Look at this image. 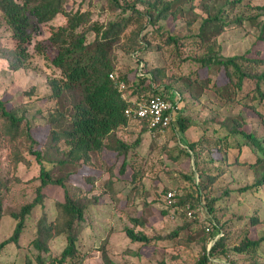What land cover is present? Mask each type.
I'll use <instances>...</instances> for the list:
<instances>
[{
    "label": "trees",
    "instance_id": "trees-1",
    "mask_svg": "<svg viewBox=\"0 0 264 264\" xmlns=\"http://www.w3.org/2000/svg\"><path fill=\"white\" fill-rule=\"evenodd\" d=\"M196 1L109 0V11L120 13L115 20L104 23L94 18L92 10H83L82 6L67 10L68 0H0V16L16 44L15 50L10 51H1L0 44V56L8 60L14 71L26 66L30 56L28 46L41 32L42 26L51 24L60 15L67 20L65 25L52 27L47 41L56 50L51 64L60 71V76L49 82L51 93L43 98L55 102L43 116L48 124V140L42 144L34 135L35 127L29 121L28 108L19 109L0 99V143L9 151L7 163L17 170L20 165L31 166L33 159L40 167L39 176L32 180L40 185L36 190L37 198L20 212L12 214L17 225L13 236L0 242V258L8 245H19L27 219L40 206L43 212L36 223L37 236L29 244L31 250L37 252L38 264H83L81 234L90 203L100 200L95 192L103 187L116 198L122 185L127 192L124 200L127 207L133 206L143 195L141 190L148 160L144 158L138 166L136 158L140 156L138 149L148 135L151 151L166 153L167 167H170L169 162H178L182 156L195 159V170L190 175L180 174L176 178L172 174L170 186H165L152 202L146 201L145 204L150 208L153 202L159 203L165 217L182 222V226L166 238L170 247H189L202 242L201 237L205 235L214 239L222 234L210 251L203 246L204 255L195 264H208L210 258L227 257L235 252L245 253L256 260L264 244V236L253 240L246 232L239 246L231 248L227 244V236L222 230L226 224L220 226L217 210L220 200L225 201V196L232 192L225 190L223 193L217 185L227 175L228 166L247 165L246 161H241L242 148H250L259 155L253 165L259 172L255 183L248 189L258 193L264 191V137L248 129L257 122L264 124V0H200L204 18L197 34L180 38L168 34L167 30H154L162 22L174 24L184 18H189L187 28L192 29L197 22L193 23L185 7L190 5L194 10ZM241 28L259 32L253 47L241 56L223 55L219 37ZM187 45L198 47L199 54L186 61L200 68L179 77L175 74L168 76L165 65L150 66L145 58L150 52H160L164 57L167 49L176 58L179 47L182 49ZM35 48L36 53L48 55L44 42L35 43ZM118 52L130 60L129 68L123 66ZM141 64L143 76L138 75ZM201 70H206V74L203 75ZM153 85L158 86L155 91ZM250 86L253 88L248 90ZM207 92H213L222 106L215 110L210 122L202 124V136L187 144V148H169L167 143L158 148V143L167 135L172 134L177 141L176 129L185 134L193 127V119L183 114L189 105L187 96L199 103ZM154 94L178 104L173 123L164 134L156 136L149 132L145 120L129 119L125 113L131 99ZM105 152H113L116 156V161L106 169L109 177L83 175L85 186L76 185L74 191L70 190L68 184L72 183L76 168L91 166L94 158ZM119 161L122 162V176L131 168L129 180L114 174ZM68 169L72 171L68 172ZM55 170L66 174L54 178ZM163 173L170 176L172 172ZM9 184L10 179L0 176V192L3 189L9 191ZM50 186L64 190V199L54 203L53 218L47 211L44 194ZM169 193H175L172 204L167 200ZM3 207V197H0V218L4 215ZM204 209L210 219L202 218ZM250 221L254 227L264 222L259 217L250 218ZM133 223L135 227L146 228V224L137 219ZM125 232L134 244L152 245V240L143 232H135L131 228H126ZM62 237L66 238L67 245L61 256H49L50 243ZM28 264H32L31 259ZM105 264L113 263L105 260ZM160 264H168V261L162 260Z\"/></svg>",
    "mask_w": 264,
    "mask_h": 264
},
{
    "label": "rangeland",
    "instance_id": "rangeland-1",
    "mask_svg": "<svg viewBox=\"0 0 264 264\" xmlns=\"http://www.w3.org/2000/svg\"><path fill=\"white\" fill-rule=\"evenodd\" d=\"M133 0H129L132 2ZM109 0H68L66 6L67 10L77 9L82 6L83 10H92L94 18L108 23L116 19L119 11L112 13L108 9ZM142 8V7H140ZM186 11L191 14L189 17L192 19V29L188 30L189 18L179 20L177 23L162 22L154 30L161 29V31L168 34L176 35L180 38L186 36H193L198 33L199 27L204 18L202 12L201 2H195L194 10L189 6L185 7ZM96 15V16H95ZM200 19H197V18ZM66 18L60 15L51 24H46L41 27V32L35 35L31 45L28 46L29 58L27 59L26 66L19 70L14 71L11 69L8 60L0 56V99L7 100L10 106L16 108H28L30 113L28 118L35 127L34 135L40 139L44 144L48 138V124L43 119L46 111L55 105L53 100L43 99L51 93L50 80L60 76V71L53 68L51 60L56 54L48 44V39L51 36L52 27L61 26L66 24ZM259 32L249 28H241L240 30H232L222 34L219 37V43L223 48V55L225 56H241L253 47ZM44 42L48 55L44 56L36 53L35 43ZM0 44L2 50H15V41L12 39V34L5 22L0 16ZM196 46H186L182 49L179 47V56L174 58L170 55V49L166 50L163 57L161 53L150 52L145 55L146 60L150 66L165 65L168 67V76L173 74L177 77L182 74L189 73L192 70L200 68L193 62L186 61L187 58L196 57L198 52ZM120 51V50H119ZM118 56L121 57L118 52ZM121 63L126 68L131 66L130 60L127 56L122 55ZM179 63L181 67L179 66ZM180 71H182L181 74ZM203 75L206 70H201ZM202 76V75H201ZM223 78V75L220 74ZM220 77L218 80L220 81ZM168 82V81H167ZM221 82V81H220ZM249 85H252L249 83ZM156 88L158 86L154 85ZM253 88L249 87L248 90ZM189 99L187 110L183 114L193 119L192 128L187 133L182 134L175 130L174 135L177 141L173 139V135H167L165 140L158 143V148H163L164 144H168L169 148L181 146L187 148V144L197 141L203 134L202 124L210 122L213 119L215 110L222 106L218 97L213 92H207L201 101L196 103ZM182 106V104H180ZM221 109V107H220ZM223 110V109H222ZM221 113H224L223 111ZM39 111H42L40 113ZM221 122L220 119H216ZM196 122V125L194 124ZM250 131H256L258 135L264 137V124L254 123L248 127ZM212 130V129H211ZM239 141V138H235ZM151 139L148 135L145 136V141L138 149L140 156H137L138 166H141L143 159L148 160L147 169L144 170L146 178L143 180V195L139 197L133 206H125L124 200L127 192L123 190L122 185L120 192L116 198L112 197L105 188H99L95 193L100 197L97 202L92 201L89 205V214L87 213L85 222L83 224L84 231L81 234L82 245L81 253L84 255L83 264H105V260H109L113 264H160L162 260L168 261V264H195L204 255V248L210 251L213 243L220 238V235L213 239L211 236L201 237L202 242L193 243L189 247L172 248L166 238L176 229L182 226V222L167 218L162 214V206L159 203H152L150 208H146V201L152 202L157 194L164 189L165 186H170L172 174L173 177L179 178L180 174L190 175L191 171L195 170V159L193 156H182L178 162H169L170 167H167V155L165 152L157 150L151 151ZM25 148V146H24ZM44 147V151H45ZM243 153L241 161H246L247 165L228 166L227 172L217 185V188L232 192L229 196H225V201L220 200L218 205V214L221 222L226 224L223 227V232L227 236V244L237 247L240 240L244 237L246 232L251 234L253 240H258L259 237L264 236V222L254 227L251 224L250 218L259 217L264 220V191L262 193L253 192L248 188L253 186L257 178L259 169L253 167L257 162L258 156L251 151L250 148H242ZM9 151L6 150L3 143H0V176L5 179H10V189H5L0 192V197H3V212L4 215L0 218V242H3L13 236L17 222L13 219L12 214L18 213L24 206H27L37 198V189L40 187L39 182L33 183V178L39 176L40 167L35 160L31 159V166L20 165L17 170L12 169L7 163ZM29 158V156H28ZM133 159H130L133 162ZM116 161V156L112 152H105L98 158H94V163L90 166L85 165L81 168H76L75 175L72 176L68 184L70 190L74 191V187L85 186L82 179L83 175L103 176V179L109 177L106 169ZM119 161L114 169V174L124 180H129L132 174L131 168L128 169L125 175L120 174ZM72 170L68 169V172ZM163 171L172 172L171 175L163 173ZM60 172V173H59ZM104 172V173H102ZM60 174V175H59ZM65 171L55 170L53 175L56 177L64 176ZM174 186L177 183L173 182ZM244 188H246L244 190ZM129 190V189H128ZM264 190V189H263ZM147 192V195H146ZM222 192V191H220ZM46 199V208L49 215L53 218L54 203L57 200L64 199V190L62 188L50 186L44 190ZM146 195V196H145ZM120 202L118 201V199ZM117 199V200H116ZM220 199V198H219ZM224 202L225 205L224 206ZM227 202V203H226ZM228 204V205H227ZM225 211V214L222 212ZM42 209L37 207L32 213V216L27 219L25 231L19 241V245L10 244L3 252L0 258V264H28L31 259L32 264H38L36 261V254L31 250L29 244L37 236L36 223L42 216ZM203 219H210L207 210H202ZM218 216V218H219ZM139 220L146 224L145 229L135 227L133 220ZM203 219H201L203 221ZM204 227V226H203ZM131 228L135 232H143L152 240V245H145L141 243H133L127 236L125 229ZM197 228H202L198 226ZM195 228V229H197ZM222 228V227H221ZM202 234V233H201ZM158 241V242H157ZM156 242V243H155ZM159 243V244H157ZM67 245L65 237L55 239L50 243V255L53 258H59ZM264 264V244L259 251V256L253 260L245 253H230L227 257L210 258L208 264ZM71 264V263H68Z\"/></svg>",
    "mask_w": 264,
    "mask_h": 264
},
{
    "label": "built area",
    "instance_id": "built-area-1",
    "mask_svg": "<svg viewBox=\"0 0 264 264\" xmlns=\"http://www.w3.org/2000/svg\"><path fill=\"white\" fill-rule=\"evenodd\" d=\"M143 64L140 65L138 75L143 76ZM113 78V76H111ZM124 87V84H121ZM153 91L157 88L153 85ZM126 99V96H124ZM131 104L126 109V116L130 119H142L145 120L148 124L149 132L152 136L156 134H164L166 129L174 121V114L177 110V102L173 103L172 101L164 98L159 94H154L151 97L141 96L140 98H133L130 100ZM175 196V193H169L167 200L169 204H172L171 199ZM192 215V213H189ZM210 229L207 228V232ZM220 237L222 234H219ZM215 242L213 243V245ZM212 245V246H213Z\"/></svg>",
    "mask_w": 264,
    "mask_h": 264
},
{
    "label": "clouds",
    "instance_id": "clouds-1",
    "mask_svg": "<svg viewBox=\"0 0 264 264\" xmlns=\"http://www.w3.org/2000/svg\"><path fill=\"white\" fill-rule=\"evenodd\" d=\"M214 245H215V244H214ZM214 245H213V246H214Z\"/></svg>",
    "mask_w": 264,
    "mask_h": 264
}]
</instances>
